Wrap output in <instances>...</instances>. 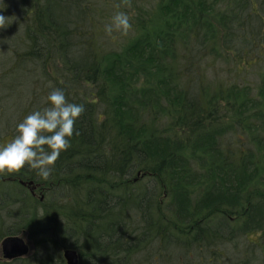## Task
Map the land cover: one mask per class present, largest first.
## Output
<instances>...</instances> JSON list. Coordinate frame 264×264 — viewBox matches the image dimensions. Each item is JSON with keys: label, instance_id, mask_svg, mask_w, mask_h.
Segmentation results:
<instances>
[{"label": "trees", "instance_id": "16d2710c", "mask_svg": "<svg viewBox=\"0 0 264 264\" xmlns=\"http://www.w3.org/2000/svg\"><path fill=\"white\" fill-rule=\"evenodd\" d=\"M102 3L0 0V59L9 48L13 59L0 89L16 87L18 70L28 78L0 145L32 96L43 109L62 88L85 106L47 180L27 166L0 173V242L30 238L22 264H66L62 248L93 250L102 264H177V245L210 263L233 243L234 218L246 250L233 264H253L252 247L264 246V64L254 88L210 70L264 53V0H157L113 47L105 25L125 0Z\"/></svg>", "mask_w": 264, "mask_h": 264}, {"label": "clouds", "instance_id": "9594fccd", "mask_svg": "<svg viewBox=\"0 0 264 264\" xmlns=\"http://www.w3.org/2000/svg\"><path fill=\"white\" fill-rule=\"evenodd\" d=\"M6 16L0 14V27ZM132 28L129 14L117 11L105 31L128 34ZM48 106L37 108L15 126L14 137L0 145V173L19 172L25 166L47 180L61 153L71 145L75 123L85 111L82 103L70 102L64 89L54 88L47 95Z\"/></svg>", "mask_w": 264, "mask_h": 264}, {"label": "rangeland", "instance_id": "374dc122", "mask_svg": "<svg viewBox=\"0 0 264 264\" xmlns=\"http://www.w3.org/2000/svg\"><path fill=\"white\" fill-rule=\"evenodd\" d=\"M156 1L157 0H125V4L121 5V6L125 7L124 10H126V11H124L122 9H121V11L127 12L129 14V17H133V15L137 12V8H141V7L142 8H150L151 6H153V4ZM97 2L99 5L103 4L102 3L103 0H99V1L97 0ZM117 8H118V6H117ZM132 29H134V28L132 27ZM128 33H132V31L129 30ZM130 37H132V36L127 37V39H129ZM104 39L113 41L114 43L109 45V46L113 47L114 45L116 46L115 42L119 43V41H121L123 38H121L118 35V32L114 31L111 35H109L107 33L105 35ZM9 50H10V48L1 54V55H4V57H2V59H0V73L1 74H4L3 68L10 67L13 63V59L11 58V55H10L12 53ZM243 57H251V58H249L250 61H248V63H246L243 66H240L239 69H237L235 66L234 67L230 66L231 70L228 69L229 65L228 66L225 65V63L222 62V59H220V61H218L217 63H214L213 67H211L210 71H211L212 76H214V74H215V76H217L221 79L231 78L235 82H239L240 84L246 83V84L252 85L254 88L257 84V77L260 75V73L262 72V69H263L264 53L258 54V52H257V53H254L252 55L245 54ZM9 59H12V60H9ZM1 62H4L5 65L2 64ZM26 73L30 74L28 72H26ZM23 74L24 73L22 72V70H18L12 75V77L10 79V83L16 87H14V88L11 87L10 89H8V87L5 88V86H4L2 89H0V124L1 123L5 124V123L14 119V105L16 104L17 101H20L21 92L24 88H26V82L28 80V78L25 77ZM211 74H209V75L211 76ZM30 86H32V85H30ZM9 90L11 92V95L8 93ZM36 100H38V99H35L33 96L27 100V102L25 103V106L23 107V109L21 111L19 120L20 119L22 120L24 116L28 115L31 111L37 109L36 108L37 106L42 104V103H40L35 107ZM42 105H44V103ZM9 132H10V135H12L15 132L14 128L12 127L9 130ZM9 140H10V138L8 135V139L5 141V143L8 142ZM40 188L41 187H39V186H35V188L32 190V189H29L27 187L29 192H32V194H34V196L36 197L37 200L40 199L41 201H43V200L48 198V197H46L47 190L46 189L40 190ZM234 220L235 219L233 218L229 222L231 232L233 234L235 233V238L233 239V243L225 244L226 246L222 248L223 249L222 255L219 256L218 259L212 258L210 263H207V264H218V263L233 264L238 260L239 257H241V255L243 254V250H246L245 247L242 246L243 244H246V236L241 231H238L237 226H238L239 222H235ZM132 228L134 230H136L139 227L135 224L132 226ZM19 236H23V235H19ZM23 237L26 238L30 242L32 252L28 257H25L23 259L10 261L11 264H22L24 259H28V258L32 257L35 253V245L33 244L34 242L30 238H27L26 236H23ZM263 237H264V232L262 234V239H263ZM248 239H250L251 241L257 242V243L260 242V240L258 239L257 233H255L254 235L248 236ZM236 241H237V243L240 244V246H238V248L235 247V245H234V244H236ZM0 245H1V242H0ZM150 248L151 247L146 248V252L148 250H150ZM183 248H184V246H182V245L178 246L177 245V246H175V250H174L175 254L172 252V259H175V262H177V264H192L191 261H193L194 264H205L204 261L200 257H199V259L194 257L197 253V252H195L197 249L193 248L192 251H190V252L182 253L180 250H185ZM65 249L66 248H62V250H61L62 256H63V251ZM81 249L82 250L80 253L86 254L87 257L95 259V262L102 264V259H100L98 254H94L95 252H93V250H88V249H83V248H81ZM101 249L107 250V246L103 245ZM263 249H264V246L261 244H259V247H256V246L252 247V257L250 258V260L253 261V264H263V262H262L263 261V257H262ZM141 253H138L137 255L133 256V259H136V260L139 259V261H140L143 258V254H141ZM0 258L3 259L1 251H0ZM3 260H5V259H3Z\"/></svg>", "mask_w": 264, "mask_h": 264}, {"label": "water", "instance_id": "95a60500", "mask_svg": "<svg viewBox=\"0 0 264 264\" xmlns=\"http://www.w3.org/2000/svg\"><path fill=\"white\" fill-rule=\"evenodd\" d=\"M21 184L27 183L21 181ZM32 184V181L29 182V185ZM0 251L6 260H15L30 255L32 248L30 242L22 236H7L1 242ZM63 255L67 264H78L79 255L75 249H65Z\"/></svg>", "mask_w": 264, "mask_h": 264}, {"label": "flooded vegetation", "instance_id": "af4514ba", "mask_svg": "<svg viewBox=\"0 0 264 264\" xmlns=\"http://www.w3.org/2000/svg\"><path fill=\"white\" fill-rule=\"evenodd\" d=\"M206 227H208V223H206ZM76 251H77V250H76ZM189 252H190V251H189ZM77 253H78V255H79V263H80L81 260H82V256H81V253H80V252H77ZM2 257H3V256H2ZM3 259H4V257H3ZM4 261H6V259H5ZM203 261H204L205 264L208 263L209 259H208V257H207V254H205V256L203 257ZM6 262H8V261H6ZM65 262H66V260H65ZM66 264H67V262H66ZM106 264H108V263H106Z\"/></svg>", "mask_w": 264, "mask_h": 264}]
</instances>
